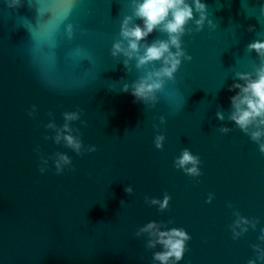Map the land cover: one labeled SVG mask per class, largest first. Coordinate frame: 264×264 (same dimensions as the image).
I'll return each instance as SVG.
<instances>
[{
    "label": "water",
    "instance_id": "water-1",
    "mask_svg": "<svg viewBox=\"0 0 264 264\" xmlns=\"http://www.w3.org/2000/svg\"><path fill=\"white\" fill-rule=\"evenodd\" d=\"M202 2L215 26L206 20L183 35L192 60L182 59L153 106L123 86L161 62L137 68L132 59L126 67L127 57L111 54L131 0H0V264H153L160 246L149 249L148 235H135L152 220L191 235L178 264H248L252 245L264 247V154L227 119L236 73L254 74L260 63L247 46L264 40V0ZM157 39L167 34L155 30L147 42ZM77 109L87 126H72L95 152L77 155L44 139L54 135L45 124L62 125L63 112ZM221 125L232 130L222 133ZM158 134L166 137L163 149L155 146ZM184 148L201 157L199 177L175 168ZM55 152L72 157L75 170L56 174L50 159L41 173L40 156ZM166 193L167 210L146 203ZM234 210L259 219L239 239L230 229Z\"/></svg>",
    "mask_w": 264,
    "mask_h": 264
},
{
    "label": "clouds",
    "instance_id": "clouds-1",
    "mask_svg": "<svg viewBox=\"0 0 264 264\" xmlns=\"http://www.w3.org/2000/svg\"><path fill=\"white\" fill-rule=\"evenodd\" d=\"M132 14L126 15L121 24L120 36L114 42L111 54L119 57L121 54L127 57L124 61L127 67L130 60H136L137 68H145L148 65L155 66L157 61L161 66L153 67L147 73L141 76L132 85L124 84L123 91L129 92L136 98L137 102L149 103L153 106L157 101V91L161 90L166 80H174L175 73L179 69L182 59L192 60V56L187 53L182 46V37L188 31L199 32L204 28L205 21L213 25V21L208 19L209 13L207 5L202 0H131ZM194 12H199V19H195ZM140 19L142 24L133 23L134 19ZM194 21L195 29L188 28L189 22ZM254 25L249 27V31L254 30ZM155 30L167 34V39H157L152 43L147 42V37ZM68 36H72V26L69 25ZM126 42V43H125ZM143 42V43H142ZM249 51H255L260 63L253 72H237L236 82L229 86V91L239 89L235 95L230 97L231 112L227 119L234 122L235 125L244 133L250 136L251 140L258 145L259 151L264 154V40L257 39L248 44ZM175 48V51H173ZM240 81H243L241 83ZM82 110L63 112L64 123L58 125L55 119L50 120L44 127L51 130L54 135H44L45 140H53L56 144L63 143L67 148L72 149L77 155H83L85 151L95 152V145L85 148L80 136V129L73 128L72 122L81 120ZM28 115L35 118L37 108L35 105L29 110ZM49 115H52L49 113ZM217 118L221 121L225 119L223 111L217 112ZM161 123L166 122L164 116L160 117ZM85 126L87 121L81 120ZM222 133H228L230 129L227 125H221L219 129ZM166 137L164 134H158L154 143L156 148L163 149ZM35 151L40 152L39 146ZM40 172L48 170L49 160L55 165L56 174H61L66 167L75 170L72 157L64 152H55L51 157L41 155ZM201 157L189 148H184L181 154L176 157L174 166L177 169L191 177L202 175ZM125 192L132 194L134 189L131 185L127 186ZM214 193H210L207 202H211ZM171 195L165 194L163 199L158 197H146V203L158 206L163 212L170 206ZM121 201V205L126 204ZM229 207H233L229 204ZM236 219L230 225L233 239H239L249 231V227L256 229L259 224L258 218H249L242 215L238 210H234ZM168 223H172L170 220ZM259 240L264 241V228L260 229ZM148 235L146 247L155 249L160 246L161 250L153 253V264H178L184 258L187 251V242L192 238L183 227L167 228L163 221L152 220L138 229L136 236ZM256 256L248 261V264H257V261L264 262V247L260 244H253Z\"/></svg>",
    "mask_w": 264,
    "mask_h": 264
}]
</instances>
